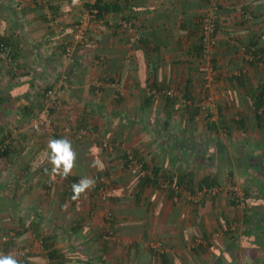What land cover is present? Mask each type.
Segmentation results:
<instances>
[{
  "label": "crops",
  "instance_id": "crops-1",
  "mask_svg": "<svg viewBox=\"0 0 264 264\" xmlns=\"http://www.w3.org/2000/svg\"><path fill=\"white\" fill-rule=\"evenodd\" d=\"M101 1L109 10L89 27L82 48L75 35L92 0L79 6L72 0H44L42 6L0 0V41L12 46L17 65L0 59V254L31 246L20 263L264 264V115L254 100L264 84L255 76L264 61V0H218L213 88L237 97L217 99L216 117L176 110L168 95L178 89L202 98L206 82L195 46L211 2ZM124 20H131L133 31ZM67 48L79 73L66 81L72 67L63 61ZM104 80L110 85L97 87ZM50 86L61 94L50 139H69L77 153V167L66 179L51 171L47 156L31 169L48 151V135L28 127ZM67 125L93 133L79 140L62 131ZM127 152L144 162V176L127 172ZM230 155L240 174L220 163ZM105 174L112 181L108 200L97 187L72 199L74 182ZM140 177L154 184L144 189ZM160 181L182 183L191 194L209 183L218 192L196 204ZM236 185L245 193L244 209L231 197ZM230 223L237 225L234 232ZM107 230L115 234L112 243L102 239Z\"/></svg>",
  "mask_w": 264,
  "mask_h": 264
},
{
  "label": "built area",
  "instance_id": "built-area-1",
  "mask_svg": "<svg viewBox=\"0 0 264 264\" xmlns=\"http://www.w3.org/2000/svg\"><path fill=\"white\" fill-rule=\"evenodd\" d=\"M212 4V12L208 15H206L203 18V29H202V41H203V58L204 59H212L214 57V52L218 46V39L216 37L217 28H216V22H217V14H215V11H217V5L218 0H209ZM97 0H92V5H95ZM37 4L42 6L44 4L43 0H37ZM81 4V0H72V5L79 6ZM98 17V11L92 7L89 11H87L79 21V26L76 31L75 35V41L79 47L85 48L88 46L87 44V35L89 32V27L94 23H99L100 20L97 19ZM122 25L125 27V29L128 30H134V26L132 22H128L124 20L122 22ZM134 40H138L137 38H133ZM11 48L6 45H0V59H6V61L11 65L13 68H16V63L11 59ZM63 61L66 65L72 66L70 68V74L63 76V80H72L78 73H79V65L76 64L75 59L73 58V52L71 48H67L65 52L63 53ZM205 72V86L206 89H210L211 83L213 82V72L210 65H206L205 68L201 69ZM97 87H108L110 85V82L108 80L97 82ZM168 95L171 97H178L179 93L175 90L168 91ZM212 98L209 97L205 102L198 104L197 102H192L191 100H185L181 98H177V101L175 102V108L176 110H180L182 108H190L194 106H198L201 111L205 112H213L212 110ZM61 106V94L60 90L56 86H50L49 88L45 89L42 99H41V106L40 109L34 114V116L31 118L30 124H29V130L34 132H43L51 138L54 134H56V125H55V113L59 110ZM66 134L73 133L77 137V139L82 140L84 137L92 135L93 131L89 130L87 128H81V129H73L70 125H67L62 130ZM14 138H10L7 143L9 144L10 141ZM6 143V144H7ZM108 146V145H105ZM26 149H29L27 147ZM46 154V153H45ZM44 153H41L34 162L31 164V168L35 171L38 170L44 163L46 155ZM0 163H2L1 155H0ZM126 170L127 172L133 176H144L145 174V165L142 160L137 158L132 152H127V159L125 160ZM155 178V177H153ZM111 179L102 177L98 179L95 183V187H101L100 193L103 200H107V198L110 196V186H111ZM161 188L169 191L172 190L175 192V194H183L186 195L192 202L194 203H200L201 200L206 197L213 195L218 192L217 187H203L200 188L196 194H191L186 190V187L180 183H172V182H162L160 181ZM70 193H72V189H70ZM177 197V196H176ZM233 197L236 201V204L240 208H245L247 206V199L245 196V193L240 190L239 188L233 189ZM237 228V225L235 223H230L227 226V229L229 231L234 232ZM114 233L110 230H107L105 234L103 235L102 239L105 242L112 243L115 241ZM41 244V243H39ZM202 244V240H197L196 245ZM31 246H23L18 247L13 250L11 253L14 257L18 259V261L25 260L28 255L32 252ZM156 249L158 250V253H162V243H159L156 246Z\"/></svg>",
  "mask_w": 264,
  "mask_h": 264
},
{
  "label": "clouds",
  "instance_id": "clouds-1",
  "mask_svg": "<svg viewBox=\"0 0 264 264\" xmlns=\"http://www.w3.org/2000/svg\"><path fill=\"white\" fill-rule=\"evenodd\" d=\"M47 148L46 156L52 165L51 171L66 179L77 167V153L71 141L67 138L50 139ZM95 183V179L90 177H82L74 182L71 185L72 199L78 200L82 195H86L88 191L94 189ZM0 264H20V262L12 254H0Z\"/></svg>",
  "mask_w": 264,
  "mask_h": 264
},
{
  "label": "rangeland",
  "instance_id": "rangeland-1",
  "mask_svg": "<svg viewBox=\"0 0 264 264\" xmlns=\"http://www.w3.org/2000/svg\"><path fill=\"white\" fill-rule=\"evenodd\" d=\"M88 47V46H87ZM86 48V47H85ZM206 65H210L211 66V68H212V72H213V82L211 83V86H210V89L208 90V91H206L207 89H206V87H205V85H204V89L205 90H203L202 91V98H201V100L200 101H197L195 98L194 99H192V98H187L186 96H185V94L181 91V90H178V89H175V91L176 92H178L179 93V96L177 97V98H181V99H185V100H191L192 102H197L198 104H201V102L202 101H205V100H207L209 97H211L212 98V110H213V112H212V116H219V109H218V105H217V99H228V98H236L237 97V95L236 94H234V92H230V93H228L227 92V90L224 92V91H222V90H219L218 88H213V83L215 84V82H216V74H215V72H216V67H215V65H214V63H213V57H212V59L210 60V59H204V58H202V59H199V72L202 74V76L201 77H203V80H204V82H205V76H206V74H205V72L204 71H202L201 69H203V68H205L206 67ZM259 67H261V70L262 71H260L259 72V75L257 74V75H255V76H257V77H260L261 79L264 77V61H263V64L261 65V66H259ZM243 70H241V72H242ZM257 77H253L252 79H253V81L256 79V81H257ZM219 78V77H218ZM220 79V78H219ZM249 79H250V77H249ZM251 80V79H250ZM220 81V80H219ZM219 81H218V83H219ZM230 81V80H229ZM263 81H264V79H263ZM263 83V82H262ZM232 95H234V96H232ZM170 96V95H169ZM171 98H173V100L176 102L177 101V98L176 97H171ZM196 100V101H195ZM191 109H197V110H199L200 112H202V114H204V115H211L209 112H207V111H205V112H203V111H201L200 110V108L198 107V106H194V107H190ZM190 108H182V109H180V111L182 110H189ZM235 110H236V112H237V107H235ZM237 114V113H236ZM38 133H41V132H38ZM43 133V132H42ZM43 134H45V133H43ZM47 138H49V136L47 137ZM50 139V138H49ZM234 142L235 141H233V138H231V143L232 144H234ZM31 146V145H30ZM46 151V150H45ZM216 155V154H215ZM39 156V155H38ZM37 156V157H38ZM36 157V158H37ZM243 157V159H244V156H242ZM35 158V159H36ZM215 159H216V161H217V158L215 157ZM198 160V159H197ZM35 161V160H34ZM33 161V162H34ZM244 162V161H243ZM221 164H227L228 165V167H229V169L231 170V169H233V168H235L236 169V171L238 172V174H240V172H239V167H238V163H237V161L235 160V158L233 157V156H231L230 155V158H228L227 156H224V158H222V160H221V162H220ZM32 164V163H31ZM45 164V163H44ZM43 164V165H44ZM42 165V166H43ZM32 169V168H31ZM32 171L34 172L35 170L34 169H32ZM37 171V170H36ZM226 175H227V173H226ZM135 181V180H134ZM137 181V180H136ZM135 181V182H136ZM237 186V188H238V185H236ZM235 186V187H236ZM240 187V186H239ZM234 188V187H233ZM240 189V188H239ZM186 190L188 191V192H190L191 193V191L189 190V189H187L186 188ZM199 189H197V191H198ZM241 190V189H240ZM232 192H233V189L231 190ZM232 197V199L234 200V197L233 196H231ZM235 201V200H234ZM93 256H95V255H93ZM107 262V261H106ZM101 263V262H100ZM39 264H48V262L47 261H45V260H40L39 261Z\"/></svg>",
  "mask_w": 264,
  "mask_h": 264
},
{
  "label": "trees",
  "instance_id": "trees-1",
  "mask_svg": "<svg viewBox=\"0 0 264 264\" xmlns=\"http://www.w3.org/2000/svg\"><path fill=\"white\" fill-rule=\"evenodd\" d=\"M35 1V3H36V5H38L37 4V0H34ZM43 2H44V0H43ZM92 7L93 8H95L97 11H98V17H97V19L98 20H101L102 18H103V14L105 13V12H107L108 10H109V8H105V7H103L102 6V1L101 0H97V2H96V4L95 5H92ZM90 9H92V8H90ZM89 9V10H90ZM126 21H128V22H131V20H126ZM134 26V25H133ZM200 40L198 41V45H196L195 46V51H197V57L199 58V59H202L203 58V41H202V29H203V19L201 20V22H200ZM216 28L218 29V20H217V22H216ZM0 45H6V46H9L10 48H11V52H12V46L9 44V43H6V42H3V41H0ZM65 52V51H64ZM13 55H12V53H11V59L14 61V59H13V57H12ZM15 62V61H14ZM16 63V62H15ZM17 66V65H16ZM256 93V92H255ZM256 99V101L257 102H255V110L256 111H261V113L264 115V84L263 85H261L260 86V90L258 89L257 90V96L256 95H254V100ZM41 106V105H40ZM211 115H208L209 117H211L212 116V113H210ZM261 117H259V119H260ZM261 120V119H260ZM79 129H81V127L79 128ZM138 158V157H137ZM127 159V153H126V155H125V160ZM140 159V158H139ZM141 160V159H140ZM145 165V164H144ZM125 168H127L126 167V165H125ZM102 177H106V178H109L110 179V176H109V174H105V175H102V176H100V178H102ZM140 178H142V181H144V185H143V188L145 189L146 188V186L148 187V185H150V184H154V182L153 181H151L150 179H148L147 177H140ZM144 178V179H143ZM172 183H175V182H172ZM177 183H179V182H177ZM180 184H182V183H180ZM184 185V184H183ZM111 186H112V182H111ZM203 187L204 186H208V187H214L213 186V184H209V183H207V184H204V185H202ZM100 188L101 187H97V191H98V193H99V196L101 197V193H100ZM169 192L170 193H173V194H175V192H173L172 190H169ZM175 195H177V194H175ZM102 198V197H101ZM109 198V197H108ZM108 198H107V200H108ZM103 199V198H102ZM102 237H103V235H102ZM159 255L160 256H162V253H159ZM50 259H51V256H50ZM20 264H25V262H21Z\"/></svg>",
  "mask_w": 264,
  "mask_h": 264
}]
</instances>
